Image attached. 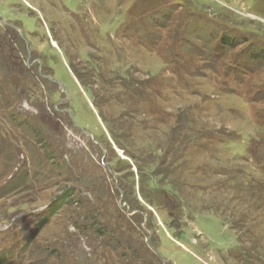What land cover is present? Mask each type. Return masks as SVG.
<instances>
[{"label": "rangeland", "instance_id": "obj_1", "mask_svg": "<svg viewBox=\"0 0 264 264\" xmlns=\"http://www.w3.org/2000/svg\"><path fill=\"white\" fill-rule=\"evenodd\" d=\"M0 12V264H264V0Z\"/></svg>", "mask_w": 264, "mask_h": 264}, {"label": "trees", "instance_id": "obj_2", "mask_svg": "<svg viewBox=\"0 0 264 264\" xmlns=\"http://www.w3.org/2000/svg\"><path fill=\"white\" fill-rule=\"evenodd\" d=\"M12 30V29H11ZM13 31V30H12ZM13 34H15V33H13ZM18 34V33H17ZM225 35V34H224ZM221 36V38H220V42H222L224 45H228V47L229 46H234L235 45V42L237 41L235 38V36H231L230 38L229 37H227V36ZM19 36V35H18ZM233 37V38H232ZM241 39V38H240ZM262 55H264V53L263 52H261V51H259L258 53H256V54H254L253 56H251L250 57V59H252V60H261V58H262ZM218 58V57H217ZM237 64H239V63H237ZM76 74V73H75ZM76 76H78V78L81 80V77L79 76V75H76ZM17 88V87H16ZM72 195V190H69L68 191V194H66V197L67 198H62L61 200H60V204H64L66 201H67V199L70 197ZM58 199V198H57ZM168 200H169V198H167V200H165V203H166V205H167V202H168ZM60 204H57V206L54 208V209H49V215H51L52 216V214H54V212L56 211V208H58L59 207V205ZM47 218H49V217H47ZM189 219H193V218H189ZM194 220V219H193ZM233 255H235V260H239V259H243L244 257L245 258H247V260L249 261V260H251V258H253L252 256H251V253H249V252H247V251H243V253L241 252V253H235V254H233ZM234 256H232V258H233ZM239 262V261H238Z\"/></svg>", "mask_w": 264, "mask_h": 264}, {"label": "flooded vegetation", "instance_id": "obj_3", "mask_svg": "<svg viewBox=\"0 0 264 264\" xmlns=\"http://www.w3.org/2000/svg\"><path fill=\"white\" fill-rule=\"evenodd\" d=\"M1 16H2V15H1V12H0V17H1ZM5 20H6V19H5ZM2 23H3L5 26H7V27H11L13 31L17 32V33L21 36V38H23V36L20 34V32H19L17 29H15L14 26H16V25H14V24H9L8 22H7L8 24H5L3 21H2ZM17 27H18V26H17ZM18 28H19V27H18ZM24 39H25V35H24ZM54 74H55V73H54ZM74 74H75V73H74ZM75 76H76V74H75ZM76 77H77V76H76ZM49 79L52 80V81H55V82L59 85L60 88H63V90L66 92V96L69 95L67 89L63 86V84H62L61 82H59V81L57 80V78H56V79H53V77H50ZM63 100H64V102L66 101L65 98H63ZM68 113L72 115V112H71L70 110H68ZM72 118H73V115H72ZM73 119H74V118H73ZM160 123H161V121H160ZM176 137L179 138V139L176 140L175 142L173 141V138H172L170 141L165 142V143H163V144L160 145L161 148L163 147V148L166 149V150H165V155H169V156H170L171 154L173 155V153H175L176 149L181 150V136H180V135H177ZM179 158H180V160H181V156H179Z\"/></svg>", "mask_w": 264, "mask_h": 264}, {"label": "water", "instance_id": "obj_4", "mask_svg": "<svg viewBox=\"0 0 264 264\" xmlns=\"http://www.w3.org/2000/svg\"><path fill=\"white\" fill-rule=\"evenodd\" d=\"M3 22L5 23V24H8L6 21H5V19H3ZM15 27V26H14ZM16 28V27H15ZM16 29H18V28H16ZM19 32H20V34L23 36V34L21 33V30H18Z\"/></svg>", "mask_w": 264, "mask_h": 264}]
</instances>
